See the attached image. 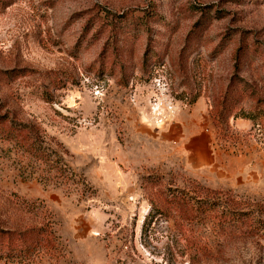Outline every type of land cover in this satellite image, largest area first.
Segmentation results:
<instances>
[{
  "label": "rangeland",
  "instance_id": "374dc122",
  "mask_svg": "<svg viewBox=\"0 0 264 264\" xmlns=\"http://www.w3.org/2000/svg\"><path fill=\"white\" fill-rule=\"evenodd\" d=\"M4 114L0 264H264V0H0Z\"/></svg>",
  "mask_w": 264,
  "mask_h": 264
},
{
  "label": "trees",
  "instance_id": "16d2710c",
  "mask_svg": "<svg viewBox=\"0 0 264 264\" xmlns=\"http://www.w3.org/2000/svg\"><path fill=\"white\" fill-rule=\"evenodd\" d=\"M0 134L4 140L10 141L13 145L22 153L24 159L32 162V164L39 163L40 165H45L49 167L50 172H54L59 174L62 177L69 178V175L72 174L71 170L67 166L61 165L63 163V158L60 156V153L56 151L50 145L42 146L41 136L39 135V131L33 128V126L26 124L14 125L13 121L9 119L7 114L0 115ZM178 193V192H177ZM176 193V194H177ZM175 194V195H176ZM179 198H175L173 200H177L176 209L179 207L180 210H186L187 205L191 202L187 196L183 195L182 192H179ZM208 205L206 208H200L203 212L213 213L216 205L212 204L209 206V201L207 203H201ZM217 204V203H216ZM217 212L221 215L228 216L230 214H234L238 216L241 222L244 219H254V215L251 217L250 212H244L243 210H238L235 208H228L226 205H222L220 203L217 204ZM216 212V211H215ZM212 217V214H209ZM0 231V250H2V245H6L8 250L11 249V245L13 239H25L27 235L31 238V241L35 244L38 243V233L39 231L36 229L29 230L24 233H10ZM17 236V238H15ZM24 240H22L23 242Z\"/></svg>",
  "mask_w": 264,
  "mask_h": 264
}]
</instances>
